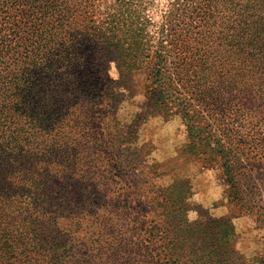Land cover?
Returning <instances> with one entry per match:
<instances>
[{"label":"trees","instance_id":"obj_1","mask_svg":"<svg viewBox=\"0 0 264 264\" xmlns=\"http://www.w3.org/2000/svg\"><path fill=\"white\" fill-rule=\"evenodd\" d=\"M135 77L144 101L122 119ZM158 115L243 203L264 164V0H0V264H264L228 220L188 221L186 181L144 171ZM65 213L89 230L80 250L33 236Z\"/></svg>","mask_w":264,"mask_h":264},{"label":"rangeland","instance_id":"obj_2","mask_svg":"<svg viewBox=\"0 0 264 264\" xmlns=\"http://www.w3.org/2000/svg\"><path fill=\"white\" fill-rule=\"evenodd\" d=\"M27 15L28 13L13 10L10 14L11 21L23 27L28 25L24 23L28 18ZM19 51L21 50L6 51L7 66L23 65L22 59L17 54ZM110 74L113 78H117L113 65ZM143 101V79L135 77L131 83V93L127 95L126 102L120 108V117L126 119L130 114L139 111ZM188 143V133L179 119L166 120L158 115L141 126L136 151L145 159L144 171L165 173L162 175L161 184L169 183V177H173L180 178L190 185L191 210L186 214L189 222L228 220L235 230L236 250L248 262L253 263L254 259L264 253V164L261 165L259 172L253 174L254 178L252 181L249 180L250 185L244 187L243 203L237 205L228 198L227 186L217 168L202 169L200 165L183 156ZM82 223L85 222L80 219L72 220L66 213L62 217L53 215L45 219L43 225H36L39 235L34 234V228H32L33 236L39 241L41 236L54 238L50 243L56 245L61 243V246L76 247L80 250L79 245L83 242L81 236L89 231L82 226ZM153 224L156 228L163 230L158 218ZM170 238L166 241H171Z\"/></svg>","mask_w":264,"mask_h":264}]
</instances>
